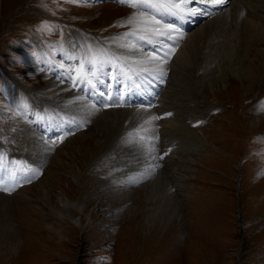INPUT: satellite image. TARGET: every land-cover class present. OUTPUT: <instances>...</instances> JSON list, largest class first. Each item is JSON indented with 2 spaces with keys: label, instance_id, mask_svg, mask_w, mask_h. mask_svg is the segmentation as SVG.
<instances>
[{
  "label": "rangeland",
  "instance_id": "rangeland-1",
  "mask_svg": "<svg viewBox=\"0 0 264 264\" xmlns=\"http://www.w3.org/2000/svg\"><path fill=\"white\" fill-rule=\"evenodd\" d=\"M119 4L0 0V152L17 176L0 182V264H264V34L242 61L218 58L196 72L165 64L162 96L174 104L160 98L152 117L180 99L170 121L185 127L169 128L173 138L153 131L145 149L137 132L150 111L129 120L75 91L85 43L128 56L122 22L142 9ZM155 36L135 44L148 51L163 40ZM40 105L51 106L43 121ZM66 115L83 128L51 137L46 123ZM154 125L162 133L168 123ZM138 170L146 173L134 179Z\"/></svg>",
  "mask_w": 264,
  "mask_h": 264
},
{
  "label": "bare ground",
  "instance_id": "bare-ground-1",
  "mask_svg": "<svg viewBox=\"0 0 264 264\" xmlns=\"http://www.w3.org/2000/svg\"><path fill=\"white\" fill-rule=\"evenodd\" d=\"M256 2L262 4L264 2V0H237L236 4L234 6V10L232 12L225 11L223 13H219V14L215 15L213 19L206 21L204 24L197 25L194 28V32L192 34H190V36H186V34H184L181 38H179L177 40L176 44H173V46H172L173 48L171 50V53L176 52V54L174 55V58L172 61L169 60L165 64H168L171 66L174 65V67L179 65L181 70H184V71L194 70L196 72L198 70L204 71L208 67V65H211V62L217 60L218 58H222L223 61L224 60L227 61V60H230L232 58L236 59V55H237V57H239L238 61L239 60L242 61L243 57L246 56L245 52L251 47L252 44H254L255 40L258 41V39H260L262 37V35L264 34V27H263V25H264V7L261 5L260 9L256 10L257 7L259 6V4H257ZM242 10H243V12L241 13ZM150 16L151 15H149L147 13H143V14L139 15V17L137 19H138V21H140V27L138 28L137 33H140L146 39L152 40L155 38V35L150 34L149 32H151V31L149 29L152 30L153 27H155V26L159 27L162 32H165V33L171 32V31H169L170 29L163 28V26H166L164 24V22L154 23L153 20H148L147 17H150ZM162 16H163V18H165L168 16L170 17L171 15L165 14ZM240 16L242 19L239 18ZM169 19L170 18L163 19V20L169 21ZM192 24H194L193 21H191L188 25H192ZM234 24H236V25L234 26ZM172 27L175 29V32L172 35H170V37H172L171 39H174L177 35L180 34V30L176 29L175 25ZM172 31H174V30H172ZM210 34H211V36H209ZM156 39H158V38H156ZM159 39H161V38H159ZM127 40L129 43L127 45H132V43H130L131 38L130 39L127 38ZM134 42H137V41L134 40ZM162 43L163 42L161 41L160 44H162ZM198 43L200 45H198ZM127 45H125V46H126V50L128 52V56H123L126 61H128L129 63H133V64H140L141 65L140 67H142V65H146L144 67L150 69L151 71L154 70L155 72L157 71V69H163V66L165 64H162L163 62H161L158 55L153 56L151 59L147 58L146 56H143L142 58L136 59V56L139 53L147 55L148 52L140 50L137 46L135 48H130V47H127ZM175 45H177V46H175ZM178 46H180V47L177 50ZM84 49L87 52L86 54H89V56H90L89 60L92 61L91 71H89L90 77L94 78L97 75H101L100 74L101 71L98 69V66H96V65L93 66V64H95V60H96V62H97V60H99V56L97 54L94 55V51H98L101 48L85 43L83 51H84ZM111 49H113V48H111ZM111 49H109V50H111ZM165 50H167V49L165 48ZM111 53L115 54V53H117V51L114 49L113 51H111ZM123 55H124V53H123ZM100 56H102V53ZM84 57H85V55H84ZM235 62H236V60H235ZM100 63L103 64L104 62L101 61ZM161 64H162V66H159ZM187 64H189L190 67H188ZM85 65H86V63H85ZM196 67H198V68H196ZM136 70L140 71V69H136ZM239 70H243V69L241 67H239ZM83 75H84V72H83ZM81 80H79V81H81ZM164 96H166V94H164L163 96H162V93L160 95L158 94L159 99L162 97L165 98ZM166 99L170 103L169 106L174 104L172 97L166 96ZM175 101H177V103H175V104H177V106H175L174 108H176V107L180 108L181 105L179 106L180 102H178V101H180V99H176ZM163 103H166V102H163ZM104 105H107V104L104 103ZM156 105H158V103H156L155 106ZM165 109H170V108H165ZM123 110H125V109H123ZM186 110H188V109L185 108L183 110V112H185ZM127 111L129 112V114H131L130 112L133 113L136 111L139 113L138 110H127ZM144 111H150L149 116L148 117L145 116L147 118L144 119V122L147 123L148 125H147V127H145V125L144 126L142 125L143 131H139V133H140V136L145 137L147 140V138L148 139L151 138L153 131L158 130L155 125H154V127H152V124L154 122V119H153L154 117H152V114L155 116L156 112L158 113V112H163V111H161V110L158 111L157 108L156 109H145ZM180 111H181V109H180ZM180 111L174 110L173 116H175L177 114H181L182 112H180ZM129 114H127V115H129ZM144 114H145V112H144ZM37 115H39V117L41 119L47 118V115L44 112H38ZM143 116H142V118H143ZM181 116H180V118H181ZM193 116H194V114H193ZM75 118H77V120L79 119V117H75ZM170 118H172V116L168 117V119H165L164 122L160 121V124L165 123V122L168 123V126L166 128L163 127V129H162L163 132L160 134L162 136L168 135L170 138H173L171 136L172 133L167 134V131L171 127L175 128V127H178V125H183V122L180 123L181 122V120H180L179 124H175L174 122H172V120L170 121ZM100 119H102V116ZM127 119H125V120H127ZM177 119L179 120V115H178ZM67 120L68 119L63 120V122H64L63 125H62V123L59 122L58 123L59 125H56V127H58L60 129V131H64L63 129L67 128L68 126L74 127V125L79 123V121H72V119H70L69 121H67ZM102 121H103V119H102ZM104 121L106 123H109L111 120L109 118H105ZM114 123L115 122L112 121V125ZM46 124H48V123H46ZM178 129H179V127H178ZM169 131H171V130H169ZM106 132L107 131H105V135H106ZM179 132H180V130H179ZM114 135L115 134H112L110 131L104 137L107 138V137H112ZM144 142H145V140H144ZM2 163L3 162H1L0 164H2ZM162 186H163V183H162ZM161 191H162L161 193L165 192L164 188H161Z\"/></svg>",
  "mask_w": 264,
  "mask_h": 264
},
{
  "label": "snow or ice",
  "instance_id": "snow-or-ice-1",
  "mask_svg": "<svg viewBox=\"0 0 264 264\" xmlns=\"http://www.w3.org/2000/svg\"><path fill=\"white\" fill-rule=\"evenodd\" d=\"M121 3L129 4L133 8L137 7L138 5H143L144 8L146 9H151L153 15V22L154 23H159V20L155 19V15H172V16H180L183 18V15H191L195 16L198 14H206L202 13V10L196 9V8H188V5L196 2V0H180L178 3L177 0H120ZM200 3H208L211 4L212 6H219L223 5L228 2V0H199ZM183 14V15H182ZM146 15V14H145ZM123 24L129 26V31L124 33L126 37L128 36H135L139 40H144V36H137V30L140 27V21H138L137 17L135 15L129 16L126 18L123 22ZM151 31V29H149ZM155 35L157 36H166L167 34L165 32H160V31H155ZM171 39L172 37H168ZM149 43L152 41L149 40ZM127 47L130 48H135L136 44L135 42L132 45H127ZM168 54L165 52L163 56L159 57L160 59H164ZM166 62V61H165ZM91 64L92 61L89 60L86 62L87 65V71H91ZM85 64H82L79 70L77 71V79L83 78L82 74L85 71L86 68ZM143 72L151 74V70L148 68L142 69ZM161 75H164L165 73L163 72L162 69L159 70ZM139 75V73H137ZM71 78V77H70ZM131 79V77H129ZM73 86H76V82L73 81ZM138 87V85H137ZM103 95V93H102ZM143 139V137H141ZM2 190H7V189H2Z\"/></svg>",
  "mask_w": 264,
  "mask_h": 264
}]
</instances>
